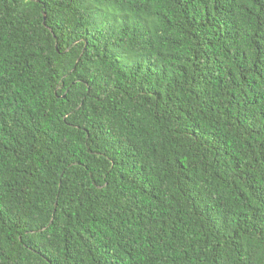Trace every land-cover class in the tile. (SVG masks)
<instances>
[{"label": "trees", "instance_id": "16d2710c", "mask_svg": "<svg viewBox=\"0 0 264 264\" xmlns=\"http://www.w3.org/2000/svg\"><path fill=\"white\" fill-rule=\"evenodd\" d=\"M0 264H264V0H0Z\"/></svg>", "mask_w": 264, "mask_h": 264}]
</instances>
